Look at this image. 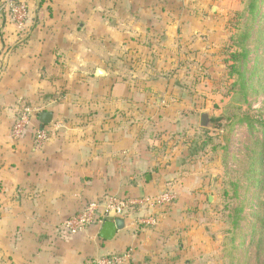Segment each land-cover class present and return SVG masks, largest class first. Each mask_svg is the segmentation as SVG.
I'll list each match as a JSON object with an SVG mask.
<instances>
[{"label":"crops","instance_id":"0c3cea01","mask_svg":"<svg viewBox=\"0 0 264 264\" xmlns=\"http://www.w3.org/2000/svg\"><path fill=\"white\" fill-rule=\"evenodd\" d=\"M20 1L29 12L23 30L0 13V264H92L127 251V264H208L205 224L195 222L211 206L204 176L220 164L191 148L204 111L194 102L186 115L173 112L182 100L165 104L157 94L175 99L184 84L158 77V58H171L183 38L219 37L213 30L236 0ZM188 8L197 18H185ZM23 106L52 112L41 147L37 117L20 139L11 136ZM167 189L172 204L130 210L111 240L100 237L102 225L73 236L61 227L107 196ZM148 214L155 225L137 224ZM192 249L198 258L188 257Z\"/></svg>","mask_w":264,"mask_h":264},{"label":"rangeland","instance_id":"374dc122","mask_svg":"<svg viewBox=\"0 0 264 264\" xmlns=\"http://www.w3.org/2000/svg\"><path fill=\"white\" fill-rule=\"evenodd\" d=\"M182 2L189 5L185 0H182ZM239 2L240 0L235 1V10H231V14L226 16V24L222 23L221 26L215 28L216 30H213L216 33L219 31V37L216 36L211 42H208V36L206 35L183 38L178 41L176 47L173 46V51H170L173 55L171 58L168 56L167 58L166 56L158 58L160 65H164L165 71L170 68L169 64L172 63L170 72L162 71L158 77L165 78V80L170 77L171 82L177 81L178 79L180 83H184L175 92L176 94L179 93L177 95L179 98L181 95L184 97V99H179V101H176L177 96L175 99H171L167 91L161 92L157 90V94L163 95L165 104H180L182 100L184 107L182 108L180 105L176 106L177 108L173 107V112L176 111L175 109H179L181 114L186 115L188 113L187 107H192V104L195 102L198 105L197 108H194L195 110H202L204 113H208L210 118L213 119L220 115L221 109L225 104H230L239 107L238 110L240 113L247 115L251 120L264 119L263 94L252 93L248 95L246 103L235 94L230 93L229 96H225L229 82L224 78V66L221 63L223 58L219 55V50L224 42L223 37L226 36L228 39L232 35V23ZM195 16L194 10L188 8L185 18H197ZM199 40L202 42H199ZM159 46L161 47L162 44H159ZM183 54L185 55L182 56ZM256 54L259 55V51ZM133 60L130 59L132 63L134 62ZM202 68H209L208 72L212 74L211 77H214L216 82L213 84L209 80H205L202 81L205 86L201 82L195 89H189L191 84L190 80ZM184 85L187 87L184 88ZM213 85L214 87L217 85V89L221 87V94L211 93ZM192 92H194L193 95L195 96H184ZM205 110L207 111L205 112ZM166 113L169 112L166 111ZM252 126L254 129H250L246 123L234 125L228 138L227 155H225V163L223 164L221 162L222 152L215 153L211 151V145L223 144L222 133L214 130V124L213 127L205 129L208 131L206 132L208 133L207 136L203 135L204 133L197 126L192 129V135H194L197 143L206 142L207 137L211 139L210 147L207 146L205 151L201 152L205 156L203 162L211 161L212 164H220L219 172L212 170L204 176L207 183L205 195L208 194L212 198L215 197L216 202L214 203L212 200L211 206L206 209L207 217L199 218L195 222L198 224L201 221L205 224L207 238L204 240L206 242L204 246L208 254L204 258L201 256V259L205 260L208 264H262L263 262V255L256 253L255 245H257L258 237L253 235L251 227L253 221L251 212L256 210L257 199L255 194L259 192L257 180L260 177L256 176L251 182L245 180L249 165L253 163L251 157L253 156L254 150H256L254 141L262 136L258 125L252 123ZM212 180L215 181L213 190L210 189ZM233 181L238 183L240 188L237 193L244 198V201H242V198L237 200L229 198L224 203L220 202L219 190L223 187L226 188L229 193L228 196L231 197L232 190L230 189V183ZM235 209H241V211L239 212L240 218L237 221V226L233 227L232 220ZM200 242L202 243V241ZM182 244L187 245L188 241ZM200 253L202 252H199V249H192L188 257L198 258Z\"/></svg>","mask_w":264,"mask_h":264},{"label":"trees","instance_id":"16d2710c","mask_svg":"<svg viewBox=\"0 0 264 264\" xmlns=\"http://www.w3.org/2000/svg\"><path fill=\"white\" fill-rule=\"evenodd\" d=\"M232 27V35L223 42L219 50V55L223 58L221 63L224 66V78L229 82L225 96H229L230 93L235 94L246 103L248 95L252 93L264 95V0H240ZM258 51L259 55L256 54ZM208 69L202 68L199 73L192 77L189 89H195L197 85L205 80H209L213 84L216 82V79L211 77L212 74L208 72ZM203 86H205L204 83ZM217 87V85L215 87L213 85L211 93L221 94V87L218 89ZM193 94L194 92L184 96L193 97L195 96ZM238 109L239 107L234 105L225 104L220 115L211 119L214 130L222 133L223 136V144L211 145V151L215 153L222 152L221 162L222 164L225 163L228 138L234 125L246 123L250 129H254L252 123L258 125L262 136L254 141L256 150H254L251 157L253 163L249 165L245 180L251 182L256 176L260 177L257 180L259 192L255 194L257 199L256 210L251 212L253 217L251 227L253 235L258 237L257 245H255L256 253L263 255L262 264H264V119L251 120L247 115L241 114ZM200 130L204 133L203 135H208L206 133L208 131L205 129ZM210 141L209 137L204 143H197L196 141L191 148L195 152L199 149L203 152L207 146L210 147ZM239 188L236 181L230 183L231 197L228 196L229 193L226 188H221L219 190L220 202L224 203L229 198L234 200L242 198V201H244V198L237 193ZM240 211L241 209L234 210L233 227L237 226Z\"/></svg>","mask_w":264,"mask_h":264},{"label":"built area","instance_id":"2783aa9c","mask_svg":"<svg viewBox=\"0 0 264 264\" xmlns=\"http://www.w3.org/2000/svg\"><path fill=\"white\" fill-rule=\"evenodd\" d=\"M7 14L17 29L23 30L29 17L27 7L20 0H0V13ZM43 108L38 107H20L17 109L11 136L13 139H20L28 129L32 128V122L36 119L38 113ZM48 139L47 126L35 127L33 130V142L35 147H41ZM176 200V194L172 189H167L158 195L143 196L137 198H118L107 196L101 201L89 203L83 210L66 219L61 227L63 231L70 235L83 233L88 227L98 224L103 225L106 221L122 219L130 210L134 208L154 209L172 204ZM137 224L153 226L156 219L150 214L138 218ZM130 259V252L122 254H111L98 257L92 261V264H127Z\"/></svg>","mask_w":264,"mask_h":264},{"label":"water","instance_id":"95a60500","mask_svg":"<svg viewBox=\"0 0 264 264\" xmlns=\"http://www.w3.org/2000/svg\"><path fill=\"white\" fill-rule=\"evenodd\" d=\"M37 121L40 128H44L52 123V112L42 111L37 115ZM200 126L204 129L213 127L210 115L208 113H202L200 116ZM215 187V181H211L210 189ZM208 201L212 202V196H208ZM124 227V221L122 219H115L114 221H106L103 223L100 229V237L104 240H111L118 230Z\"/></svg>","mask_w":264,"mask_h":264}]
</instances>
